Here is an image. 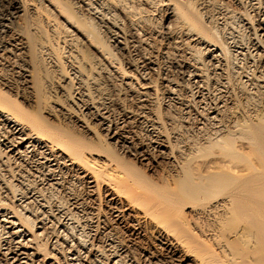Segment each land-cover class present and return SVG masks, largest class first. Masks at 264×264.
Wrapping results in <instances>:
<instances>
[{
  "label": "bare ground",
  "instance_id": "bare-ground-1",
  "mask_svg": "<svg viewBox=\"0 0 264 264\" xmlns=\"http://www.w3.org/2000/svg\"><path fill=\"white\" fill-rule=\"evenodd\" d=\"M211 1L216 28L190 0H0V162L33 163L87 229L67 244L43 222L46 201L42 214L37 197L17 206L36 181L13 164L0 176V264H119L147 220L174 262L171 235L197 264H264V0ZM12 52L22 92L4 71Z\"/></svg>",
  "mask_w": 264,
  "mask_h": 264
},
{
  "label": "rangeland",
  "instance_id": "rangeland-1",
  "mask_svg": "<svg viewBox=\"0 0 264 264\" xmlns=\"http://www.w3.org/2000/svg\"><path fill=\"white\" fill-rule=\"evenodd\" d=\"M196 1V2H195ZM207 1V2H206ZM210 1L211 0H209V2H208V0H190V3L191 4H193L192 6L194 7L195 6V8H197L198 9V7L200 6L201 7V5H202V8H203V10L200 12L199 11V13H201L202 15H201V18H202V21H205V20H207V21H209L210 20V24L211 23H213V24H209L211 27L213 26V28H216L215 26H220L222 23H224L225 21V18H223V17H221L219 14H216L217 13V11H216V8H211L212 6H214V4H212V3H210ZM201 2V3H200ZM212 2V1H211ZM195 4V5H194ZM212 4V5H211ZM204 5V6H203ZM206 9V10H205ZM215 9V10H214ZM157 10V11H156ZM155 10V12H154V14H155V17H154V15H153V17H154V20H156V28H158L157 27V25L158 26H161V23L163 22V19H164V8L162 9V8H158V9H156ZM159 10V11H158ZM216 11V12H215ZM206 15H207V18H206ZM203 16V17H202ZM218 16H220V17H218ZM205 17V18H204ZM210 17H213V19H210ZM204 18V19H203ZM218 18V19H217ZM220 18V19H219ZM223 20V21H222ZM233 20V19H232ZM232 20H229L228 21V23L229 24H231L230 26L232 27V28H234L235 30H237V28H236V23H235V21L234 22H231ZM22 18H18V19H16L15 21H14V27L15 28H19V26H20V28H21V26H22ZM59 21V20H58ZM212 21V22H211ZM217 21L218 22H220V23H218L217 24ZM215 25V26H214ZM238 31V30H237ZM239 32V31H238ZM240 33V32H239ZM13 54V55H12ZM12 54H6L5 55V57H9L8 59H6V61L7 62H9V63H12L13 62V64L15 65L13 68H11V67H9V68H7V64L6 65H4V71H7V72H5V74H6V76H7V79H9L8 81H9V83L11 84V86H12V88L16 91L17 89V91L18 92H22V90L24 89V84H22V83H24V74H23V72H22V66H21V63L19 62V58H18V56L16 55V53L15 52H12ZM15 54V55H14ZM1 55H2V58H4V54L3 53H1ZM14 56V57H13ZM16 59V60H15ZM5 60V59H4ZM12 60V61H11ZM16 62V63H15ZM11 68V69H10ZM9 70V71H8ZM9 75V76H8ZM22 85V86H21ZM17 87V88H16ZM109 94H110V96H112L113 97V92L112 91H109ZM41 115L42 116H44V114L43 113H41ZM89 128H90V131H92V133L94 132V134H96V135H99V133L97 132V129L96 128H94V127H91V126H89ZM2 132H4V130H1L0 129V136H2L3 134H2ZM2 149V148H1ZM3 150V149H2ZM12 160H10V163H9V165H10V167L9 168H11V166L14 164V166L12 167L14 170H16V169H21L22 168V170L23 171H25V169H26V171L29 173V172H31L30 174H31V178L29 179L30 181H36V182H33V184H34V186H33V188H32V191H33V193H31L30 192V194L29 195H19V196H17V198H16V205L17 206H19V205H23V204H25V202H27V201H30V200H33L35 197H37V201L38 202H36V204L33 206V208H32V211H38V213H39V209L40 208H38V206L40 205V203L41 204H44V201H46L45 203H47L48 205H44V210H46L45 212L47 213V216H48V218H47V220L45 219V221H43L44 223H46V225L48 224L49 226H50V228H51V230L55 233H53V235H55V236H59V238L62 240V241H65V239H66V243L67 244H75L76 243V241L79 239L78 237H79V235H81L82 236V230L81 229H83V231H85L86 232V227L85 226H83V225H85L84 223H83V220L81 221V220H75V219H78V217H71V220L69 219L70 218V213H68V212H70V211H73V204H72V202H70V201H67V197H66V195H64V197L63 196H60V194H57V192L52 188V187H49V184L51 185V183L48 181V179H50V178H47V177H45V178H42L43 176L42 175H40L39 174V172L37 171V169H36V167L34 166V165H32L33 163H29L30 161H25V159H22V158H11ZM11 161L13 162L12 164H11ZM15 161V162H14ZM26 162V163H25ZM2 162H0V164H1ZM17 163V164H16ZM22 164V165H21ZM4 163H2L1 165H0V167H2L0 170V176H1V174H3V176H1L2 178H4L3 180H5V181H7V178H9L8 177V173L7 172H9L8 170H6L7 168H8V166L7 165H5ZM16 165V166H15ZM18 165H19V168H18ZM152 166L153 167H155V165H153L152 164ZM151 166V167H152ZM16 167V168H15ZM140 168H141V166H139ZM4 168V169H3ZM8 168V169H9ZM29 168V169H28ZM35 168V169H34ZM10 170V169H9ZM142 170H144V167L142 168ZM146 170V169H145ZM163 170V166H158L157 168H156V170L153 172V173H151V172H149V171H147L146 170V172H147V174H151V176H153L154 178L155 177H157L158 175H160V174H162V171ZM43 172V171H42ZM160 173V174H159ZM158 174V175H157ZM5 175H7V177L5 178ZM42 176V177H41ZM35 177V178H34ZM42 178V179H41ZM9 180V179H8ZM14 183V185H17L18 187H20V188H18V190H22V191H24L25 192V190H24V186H22L21 184H20V182H18V181H13ZM15 183H17V184H15ZM19 183V184H18ZM19 185H21V186H19ZM43 185V186H42ZM2 187V188H1ZM22 187V188H21ZM37 187V188H36ZM39 188V189H38ZM48 188V189H47ZM126 188V187H125ZM3 189V190H2ZM42 189V190H41ZM79 191H78V190ZM76 190H75V192L77 193V198L79 197V196H81V197H79L80 198V202H83L84 200V202H83V204H84V206L85 205H87V206H92V202H96V204L97 205H99L98 203H99V198H97L96 196V198L94 197V199H91L90 200V198H88L87 196H86V193H82L81 192V190L83 191V188H77ZM2 190V191H1ZM6 189H5V185L1 182V179H0V192L2 193L3 191H5ZM36 190V191H35ZM40 190H41V192H40ZM126 190V189H125ZM38 192H40V194L38 193ZM82 194H81V193ZM4 193V192H3ZM38 193V194H37ZM75 193V194H76ZM81 194V195H80ZM35 195V196H34ZM31 196V197H30ZM53 196V197H52ZM86 196V197H85ZM25 197V198H24ZM28 197V198H27ZM30 197V198H29ZM59 199H58V198ZM65 197H66V199H65ZM85 198V199H84ZM101 198V197H100ZM20 199V200H19ZM28 199V200H27ZM30 199V200H29ZM24 200V201H23ZM66 200V201H65ZM93 200V201H92ZM98 200V201H97ZM19 201V202H18ZM22 201V202H21ZM41 201V202H40ZM89 201H91V202H89ZM122 203H124V204H127V206H128V208H132V210H133V212L132 213H130V215H132V217H135V216H137V215H139L138 217L140 218V217H142L141 215H142V211H141V208L139 207H136L135 205H132V204H128L129 202H126V200L123 198L122 199ZM100 202L101 203H103V204H101L100 203V207H101V210H105V205H104V203L105 202H103V199H100ZM20 203V204H19ZM62 204V205H61ZM82 204V205H83ZM38 205V206H37ZM59 206H63L62 208L60 207L59 208ZM72 207V208H71ZM136 207V208H135ZM49 209V210H48ZM68 210H70V211H68ZM42 211V210H41ZM41 211H40V213L39 214H42L41 213ZM65 211H66V214L63 216V218L61 217V212H62V214H64L65 213ZM68 211V212H67ZM78 211L79 212H81V208H78ZM43 212V211H42ZM52 212V213H51ZM50 215H49V214ZM54 213V214H53ZM57 214V215H56ZM58 214H60V216L58 215ZM136 214V215H135ZM183 214L184 215H186L188 218H191V217H189V216H191V213H190V209H187V206L185 207V209H183ZM190 214V215H189ZM51 215H53V216H51ZM56 216H58L57 218H56ZM64 218H65V220H64ZM68 218V219H67ZM75 218V219H74ZM74 221H73V220ZM55 220H56V222H55ZM58 220V221H57ZM64 221L63 223H62V221ZM67 221V222H66ZM77 221H79V222H77ZM148 221V220H147ZM147 221H141V224H139L140 225V227L142 226H144L143 227V231L142 232H140V234H139V237H138V239L136 240V242H133V243H129L128 242V245H129V247H131L130 248V251H136V252H130V254L128 255V257H127V259L124 261L123 260V262L125 263V264H137L136 262V259L137 260H139L138 261V263H141V264H147V262H145V255L146 254H150L151 255V257L153 258H155L156 260L154 261V264H177V262H180V261H185V263L186 264H197V263H199L198 261V259L193 255V254H190V253H187V251H186V249H184L181 245H180V243L178 242V240H177V238L176 237H173L172 235L170 236V237H168V239L170 240L171 239V241H172V243H174V245H175V250L178 252V256H177V258L175 259V261L176 262H174L173 260H171L170 259V257H168V256H166V254L159 248V243L158 242H156V239H155V236H153V232L155 231L154 229H155V227L154 226H152V224H150V223H148ZM51 222H52V224H51ZM58 222H60V223H58ZM69 222V223H68ZM147 222V223H146ZM50 223V224H49ZM57 223V224H56ZM133 223V222H132ZM134 223H135V225L137 224V222H135L134 221ZM133 223V224H134ZM56 224V225H55ZM61 224V225H60ZM64 226H63V225ZM67 224V225H66ZM73 224V225H72ZM145 224V225H144ZM148 226H147V225ZM156 223L154 222V224L153 225H155ZM47 225V226H48ZM59 227H58V226ZM70 225H72V226H70ZM52 226V227H51ZM54 226V227H53ZM82 226V227H81ZM57 227V228H56ZM67 227V228H66ZM75 227V228H74ZM85 227V228H84ZM145 227H146V229L148 230H146L145 229ZM160 227V226H159ZM56 228V230H54ZM61 228V229H60ZM71 228V229H70ZM150 228V229H149ZM59 229V230H58ZM74 229V230H73ZM79 229V230H78ZM122 230H124V229H122ZM150 230V231H149ZM152 230V231H151ZM63 231V232H62ZM73 231V232H72ZM147 233H146V232ZM60 234H58V233ZM71 233V234H70ZM143 233V234H142ZM74 234V235H73ZM149 234V235H148ZM152 234V235H151ZM68 235V236H67ZM72 236V237H71ZM74 236V237H73ZM153 236V237H152ZM65 237V238H64ZM68 237V238H67ZM69 237L71 238V240L69 239ZM76 237V238H75ZM3 238H5V237H3ZM64 238V239H63ZM68 239V240H67ZM76 239V240H75ZM231 239V238H230ZM140 241V242H139ZM69 242V243H68ZM73 242V243H72ZM138 242V243H137ZM62 245H63V243H62ZM60 246V248H59V246H58V249L59 250H65L64 248H62L63 246ZM137 249V250H135V249ZM147 248V249H146ZM177 248V249H176ZM61 250V251H62ZM149 250V251H148ZM144 251V252H143ZM152 252V254H151V252ZM162 251V252H161ZM153 253H156L155 255L153 254ZM162 253V254H161ZM182 253V254H181ZM131 254H134V255H132V256H130ZM148 254V255H149ZM142 255V256H141ZM144 255V256H143ZM149 255V256H150ZM136 256H138L137 258H136ZM166 256V257H165ZM134 258V259H133ZM182 258V259H181ZM141 259H142V261H141ZM160 259V260H159ZM169 259V260H168ZM181 259V260H180ZM128 260V261H127ZM180 260V261H179ZM135 261V262H134ZM187 261V262H186ZM123 262H121V263H119V264H124ZM157 262V263H156ZM161 262V263H160Z\"/></svg>",
  "mask_w": 264,
  "mask_h": 264
}]
</instances>
